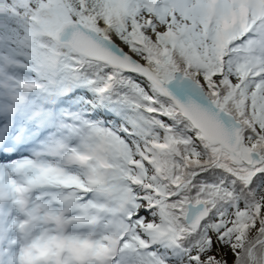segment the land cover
I'll use <instances>...</instances> for the list:
<instances>
[{
  "label": "rangeland",
  "instance_id": "obj_1",
  "mask_svg": "<svg viewBox=\"0 0 264 264\" xmlns=\"http://www.w3.org/2000/svg\"><path fill=\"white\" fill-rule=\"evenodd\" d=\"M32 1H34L36 7L40 6L43 2L48 4L56 3L58 5L64 4L74 16H76V11H78L77 13H83L86 16L91 15L92 12H96L95 9L102 10L106 8L109 3L118 2L121 11L124 14V21H122V23H115L101 14V18L108 20L111 27L106 30V27H104L105 25L100 26L101 28L99 25L95 26L102 29L105 34L113 32L117 43H120L127 51L131 52L138 59L149 64L153 69L158 70L161 76H168L173 69L168 66V60L166 61L167 58H165L164 55L185 52L192 56L197 63L201 64V67H197L196 65L195 67L190 68L188 67L189 63L187 61L180 58L178 59L176 55L173 64L185 74L195 78L214 99H218L217 102L219 104H222L229 110L231 109L238 119L243 123L245 122V126L241 130L240 148L258 147V143L256 144L258 139L252 135L250 130H253L262 138L259 140H264V83H260L261 87L257 88L256 86H258L259 83L253 85L254 80L252 82L244 80L243 82L240 73L236 75L234 74L235 76H233V74H231L232 64L229 62V58L226 67H224V65L222 66L221 59L226 56L224 50L225 47L231 46L232 48L236 43H234L235 41L232 40V38L219 36L215 29L211 28L213 31L210 33V38H212L213 42L217 44V48L212 44L205 45L204 39L197 35V29L194 25L196 24V21L192 20H197L199 18L201 20L200 16L192 17L190 15H179L181 22L176 21L177 18H173L175 11L172 13V9H166V15L161 13L163 11H161L162 8L160 6L163 2H161V4L160 2H156L153 6L147 7L145 6L147 5L145 2L146 0H88L84 4L77 1L75 2L74 0ZM187 2L188 0H186V3L181 6V9L179 8L180 10H176L177 14L192 7L193 4L188 5ZM44 3L41 6H43ZM169 11H171V13ZM148 12L152 15L159 14V17H156L157 19H155L157 22H154L161 26L159 32L151 30L152 22H149V24L146 22L145 25V23L143 24L139 21L142 15H145ZM30 15H32V13L30 14V11L22 6L18 0H12L9 5L6 3H0V25L4 24L6 27H9L10 30L20 32L19 41L21 39V44L15 42L12 43L10 40L5 41V38L0 39V79H4V83L0 86V93L6 95V92L8 91L9 95H6L7 97H12L13 93L20 92L17 87L21 78L24 79L26 77L35 76L34 70L29 68L30 66L27 63V60L22 56L29 53L31 36L29 34L28 25L21 17ZM203 19L204 17H202V20ZM163 20H166V22ZM188 23L191 24L188 25ZM137 38L139 40L143 39V41H140V43H142L140 44L141 48L132 44V40L135 41ZM156 52L160 53V55ZM20 53L21 56H18ZM251 58L255 59L253 55H251ZM243 70L247 71L248 69L241 67L240 71ZM95 72L96 70L94 72L92 71V73ZM43 76L46 75L41 76L38 74V79ZM104 76H106L104 73L100 74L98 76L99 81ZM119 79H122L121 81L123 83H126L131 87L128 90L129 92L121 94L122 98L119 96V99L115 102L110 100L111 105L121 106L118 110H120L119 112L123 115L122 118L125 121H118V123H115L116 127L121 128V132L105 124L99 126L103 128V131L105 132L102 136L100 135V137H98V134H96L98 136L94 135L92 133L93 131L89 130V128H83L81 131L74 128V131L77 133V143L87 142L89 143L87 146L91 145L90 147L92 148L94 146H99L101 142L106 141V145L104 146L105 150L107 149V151L112 154H116L118 151L121 152L123 158L126 157L122 162L125 164V162L128 161V163L124 166L120 160L118 161L117 159H114L111 155H109V158L105 157L107 163L104 167H99L98 165L97 161L99 156L93 158L95 159L93 162H88L89 160H87V164H89L90 167L97 166L98 168H96H100L99 171L101 173L103 171H105V173H102L104 175V180H102L101 185L97 190L94 192L91 190L89 194H83L84 201L86 204L93 205L97 210L107 209H105V211L108 213V216H102L103 218L99 217V222L105 225L103 231H107L105 229H107L108 224H123L125 228L129 227L130 230L125 234V236H127L125 239L128 238L131 243L133 241V244L129 245L128 253H124L128 264H227L235 254L240 252L246 238L248 243V240L252 238L254 234L259 232L260 229H263L264 234V169L261 170V176L255 175V179L253 178L254 183H251L250 187L248 186L247 199L233 196L231 199L221 201V205L218 207L211 209V211L209 210L206 217L200 221L195 228L186 227L184 225V227L191 229V231L183 240L185 246L177 248L173 245L171 238L174 235V231H177V229L184 231L182 226V215L185 209V202L187 200L194 202L196 198L195 196H186L188 191L181 190L180 193H176L173 197L163 201L162 196L165 186L161 179L170 177L169 170L167 169V166H162L165 176L160 179L156 174V170L160 168L158 161L161 157L152 155V152L155 151V148L153 147L158 146L164 138L167 132L166 128L174 126L164 113H160L162 109L166 112L168 109L166 106L160 104L158 99L160 101H162V99L158 98L155 92L156 90L152 85L141 77L131 74L125 75ZM43 85L46 84L43 83ZM80 85L84 84L81 83ZM81 88L87 90V92L92 95V92L88 91L89 88ZM255 88L258 90V93L255 92ZM41 89L42 88H40V90ZM134 92L135 94H133ZM257 94H259L258 97L256 96ZM147 96L153 97L159 103L155 109L150 108L147 105L150 104V102L147 101L148 99H146ZM36 97L37 96H34V98ZM131 100H135V104L131 103ZM29 108H31L30 104L27 103L23 109V113ZM85 119L83 118L82 120ZM2 121H7V115L2 117ZM29 123L32 125L30 130H34V126L39 125L35 119H32ZM92 126L96 128L98 127L94 123H92L91 127ZM106 126H108V128H106ZM137 127L141 130L139 131ZM189 132L190 134L192 133L191 131ZM187 134L191 136L188 132ZM109 135H111V137ZM129 135H133L134 137ZM94 137L96 138L94 139ZM55 139L57 138L54 137L53 140ZM52 142L59 143V141H51V143ZM129 142L131 144H129ZM128 145H130V148H128ZM132 145L135 146L134 150L131 149ZM65 146L64 152H67L69 149H81L79 147H72L69 144H66ZM130 151L132 154H130ZM133 151H135V154L137 155L133 154ZM57 153L62 154V152H59L58 150ZM181 153L193 158L199 157L200 155L198 154L197 146L192 143L189 147L182 150ZM196 154L198 155L196 156ZM54 157L42 156L41 158H43L44 161H49L54 159ZM15 158L16 157L5 159V161L8 162ZM164 161L166 162L165 159ZM118 162L119 164L116 165ZM134 164H139L140 168H133L132 165ZM58 166L59 165H57L56 171L58 173L64 171L69 172L70 174L68 176L73 181L85 174L84 170L86 165L84 167L71 166L67 167L68 169L60 166L58 168ZM123 168L125 177L118 173L121 169L123 170ZM125 168H132L133 172L126 173ZM69 177L68 179L70 180ZM95 177L99 178L98 175H95ZM246 178L248 180L251 177L247 175ZM24 179L32 180L33 176L27 174ZM87 184V182H84L78 186L71 185L69 187H72V189L74 188L73 190L75 194H73L77 195L79 188L81 190L87 189L85 188L89 186H87ZM130 184L138 186L140 189L133 194L136 203L133 204L132 207L135 208L132 209H137L140 205L149 206L147 207L149 210L144 211L141 216L139 215V218L138 216L134 217L136 219L135 221L130 217L132 213L130 210L123 209L120 213H117V210L122 208L124 202L127 201ZM223 186L227 188L225 185ZM35 192L44 194L45 192L51 191L47 188L44 189L42 187H37ZM147 193H149L151 199L153 197H155V199L148 200L146 197V195H148ZM190 194H195L197 196L200 195L193 192H190ZM203 202L206 203L205 201ZM163 206L167 217L161 212ZM159 218H161L162 221L158 220ZM53 219L54 217L52 220ZM97 220L98 218L96 220H89V222L93 223L94 221L95 224ZM168 220L174 225L170 224ZM94 224H90L88 230L85 232L94 231ZM171 225L174 227L173 230ZM103 231L101 230L99 236L107 237L109 236L107 233L112 232L110 230L107 232ZM162 231H164L165 234H163ZM111 237L112 239L116 238L115 235H112ZM102 239L106 240V238ZM1 250H3L2 246L0 247V251ZM260 251L262 260V262L261 260L260 262L261 264H264V245Z\"/></svg>",
  "mask_w": 264,
  "mask_h": 264
},
{
  "label": "bare ground",
  "instance_id": "obj_2",
  "mask_svg": "<svg viewBox=\"0 0 264 264\" xmlns=\"http://www.w3.org/2000/svg\"><path fill=\"white\" fill-rule=\"evenodd\" d=\"M11 1L12 0H0V3H6L9 5L11 3ZM18 1L25 8L35 9L34 10L35 21L48 33L51 32V28L53 25L58 24L60 21H62L65 18L72 17L69 9L64 4L58 5L56 3H54V4L44 3V5L41 6L40 8H38L39 9L38 10V9H36L37 7L35 6L34 1H32V0H18ZM74 1L75 2L77 1V2H80L81 4L82 3L84 4L88 0H74ZM184 1L185 0H169V1H167V0H155V2H160V4H161V2L164 3V4L162 3L160 6L162 8L161 11H163V12H161V13H163V15H166V13H167L166 9H170V10L172 9V13H173V11H175V14H173L174 15L173 18L176 17L177 18L176 21H180V22H181V20L179 18V15H186V16L190 15L192 17H195V16L198 17V16L202 15V12L207 11L202 0H192V1L188 0L189 1L188 5L190 3H192V4H194L195 8L194 9L188 8L185 10L182 9L183 11L180 14H177L176 10L179 8L181 9V6L183 5ZM227 3L229 4L228 7H226L222 4H219L218 6L211 7L209 9V12H208L210 15L211 23H214V25L212 27L219 31L220 36H223V37L232 36L235 38L238 37V38H236V41H235L236 44H234L235 45L234 47H232V48H231V46L225 47L224 50H225L226 56H225V58L221 59L222 66L224 65V67H226V64L228 63V58H229L230 59L229 62H231V64H232L231 74H233V76L240 73L242 78H243V80H242L243 82H244V80L245 81L248 80L250 82H252L254 80L253 85H257L259 83L258 86H256V87L260 88L261 87L260 83L261 84L264 83V12H262L263 11L262 9H264V0H258L257 4L255 3V0H227ZM145 6L148 7L149 5H145ZM238 7L240 8L241 13L236 18V21L239 22V25H240L242 31L240 29H236L235 28L236 25L234 24L233 25L234 32L231 33L230 32V23L227 22L226 18L224 20V17L226 16L228 18L227 15L230 12V10H232V9L238 10ZM254 8H255V10H259V12L254 13V14L252 12H249V10H252ZM131 11H133V10H131ZM169 12L171 13V11H169ZM157 14L152 15L149 12L145 15L141 14L142 17L140 16L141 19L139 21H141L143 24L145 23V25H146V22H148V24H149V22L150 23L152 22L151 30L155 31V32H159L161 30V26L158 25L157 23H154L155 21L157 22V20H155V19H157L156 17H159V14L158 15ZM165 17H167V16H165ZM199 19H197V20L192 19L193 21H196V24H194V25H195V28L197 29V35L204 39V44H206V45L212 44V45H215L217 48V44L213 42L212 38H210L209 30L211 28L208 30V33H206V27L201 21H199ZM158 21H160V20H158ZM163 21L166 22V20H163ZM190 24L191 23H188V25H190ZM6 28L9 29V27H6ZM100 28L98 26H96L95 29L97 32H99L101 34H105L103 32V30ZM105 35L109 36L114 41H116V38L114 37L113 32L105 34ZM251 55H253L255 57V59L251 58ZM241 67L246 68L248 70L247 71H245V70L240 71ZM0 78H1V76H0ZM250 79H252V80H250ZM3 83H4V79H0V86ZM257 91L258 90H256V88H255V92H257ZM20 92H21V89H20ZM6 95H9V94L6 93ZM6 95L4 93H0V100L5 101L6 103H9V102L11 103L12 101H6V99H8V97ZM46 95L47 94H36L35 96H37V97L34 99L38 100V103H37L38 108L48 109L50 111L51 109L56 108V105L51 107L48 100H46L47 99ZM52 96H54V95H52ZM256 96L258 97L259 94H257ZM90 100H91V95L88 92H85L83 94L79 93V96L75 100L72 101V104H69V105L73 108H78L80 111H82L84 113L85 116H87L89 111L83 110L79 105H87V104H89ZM62 101H64V100L62 99ZM10 103L8 104V106L11 105ZM16 103H20V102L15 101L14 104H16ZM14 104H12L10 107H12ZM100 106L103 109L102 115L97 114L98 112L94 111V113L92 115L91 114L88 115V119H90V120L95 119V121L98 122V124H102L101 121H103V119H107L108 120L107 124H109V126H111V127H114L115 129H116L115 123H118V121H125L122 118V116L120 115L119 111H118L119 112L118 113L116 110L109 108L108 105L102 104ZM57 107L59 108L60 104L57 105ZM55 114H56L55 117H58V118H62L64 115H66L64 109L60 110L58 115H57V110H56ZM21 115H24L25 117H29L32 115V112L27 110L24 113L22 112ZM7 117H9V115H7ZM38 117L40 119L39 120V127H43V125L46 123V119L49 118V115L47 116V114H46V116L42 115V116H38ZM0 120L2 121V115H0ZM3 120H4V118H3ZM35 120H36V118H35ZM75 122H77L75 124L76 125L78 124L77 129L80 131L83 130V128H87V127L89 128L90 124L92 123V122L90 123L89 120L85 121V123H82L81 120H75ZM56 126H58V125H56L54 123V125L47 128L43 134L36 136V138L32 142H31V140H32L31 135L28 137L25 136L26 132L24 131L23 127L21 126L19 116H18V120H17L16 124L6 125L5 130H3L4 126L2 128H0V135H5L6 137H7L8 133H9V135H12L13 138H15L18 141L21 149L24 146L23 153H25V152H27L28 154L30 153L29 158H31V159H29L28 157L21 156V157L14 159L12 164H10L8 162H4V161H2V159H0V206L2 207V210L0 212V229L3 227L4 228L11 227V226H13L14 223H18V227L20 229V232H23L24 227H25V225L23 224V217L20 220L16 219L17 218L16 215L19 212L17 210L16 206L5 205L3 203L5 201V199L1 198V193L6 194V191L10 190V188H11V189H14V191L16 193L21 194L22 196L30 195V197L33 198V202H35V203L36 202H42L43 196L38 198L34 195L35 194V192H34L35 183L41 184V181H43L42 185L44 187H54V189H55L53 191V194L56 197H58L59 199L55 198L54 200H51V210L56 212L57 214H58V212H60L62 210L63 211H74V213L69 214L67 216H71V218L76 220L77 222L82 221V220L93 219L94 216H106L108 214L105 211L106 208L101 209V210H97L92 205H87V204H86L87 206L83 205V200L81 199V197H82L81 194L78 197V199L73 198L71 196L72 189L65 188V185H67V183L70 182L71 179L69 180L68 177H67V179L59 178L56 174H53V168L55 167V162H57L58 164H61L63 166H68L67 161H65L63 159V157H59L58 159H55V160L50 161V162L49 161L45 162L41 158L37 157L36 152H38V150H40V149L37 148V149H34V151L29 152L30 151L29 148L35 147V145L37 143V139L39 137H42V138L46 137L47 134ZM106 128H108V126H106ZM138 128L139 127H137V129ZM102 130H103L102 128L98 127L97 131L94 133L92 132V133L94 135L97 133L99 136L98 135H96V136L100 137V135L103 134ZM138 130L140 131L141 129H138ZM122 134H124V133H122ZM124 135H126V134H124ZM134 135H136V134H134ZM109 136L111 137V135H109ZM129 136L132 137L133 135H129ZM89 138H90V136H89ZM95 138L96 137H94V139ZM120 140H116V141H120ZM17 141H15V142H17ZM90 142H91V140H90ZM72 144L75 145V144H77V142L75 140H73ZM87 144H89V143H87ZM117 144H118V142H117ZM129 144H131V143L129 142ZM122 146H123V144H122ZM129 146L130 145H128V148H130ZM60 147H62V145ZM108 147H110V146H108ZM125 147H126V145H125ZM117 148H119V147H117ZM131 149L134 150L135 146L132 145ZM50 152L52 153L53 151H50ZM104 152L106 153L107 156L111 155L112 157H114V159H117L118 161L120 160L121 162L123 159L126 158V157L123 158V156H122L123 154L121 155V152H119V151L117 153L115 152L116 154L113 153L114 155L111 152H108L107 149H106V151L104 150ZM112 152H113V150H112ZM135 153L136 152L133 151V154H135ZM130 154H132L131 151H130ZM69 155H67V157H65L66 160L69 157ZM135 155H137V154H135ZM113 163H114V161H113ZM126 163H128V161L125 162V164L122 162V164L124 166L126 165ZM118 164H119V162L116 165H118ZM90 165H91V163H90ZM132 166H133V168H135V167L140 168L139 164H134ZM109 167H111V166H109ZM58 168H59V166H58ZM69 170H71V169H69ZM91 170L95 171L94 168L90 167V171ZM125 171H126V173L127 172H133V169L132 168H125ZM102 173H105V171H103ZM118 173L125 177L124 168H123V170L121 169V171H119ZM26 174H32L34 176L33 181L22 180L23 177L26 176ZM102 180H104V179H102ZM14 182H16V183L24 182V183L20 187H17ZM95 185L98 188V186H99L98 183H96ZM123 185H125V184H123ZM85 188H87V187H85ZM138 190H140L138 186L130 184L129 189H128L127 201L124 202V206L122 208L118 209V211L123 209V208L125 210L132 211L131 216H132V219L134 221L136 220L134 217L138 216V218H139V215L141 216V214L145 210H149V208L142 209L141 207H139L137 209H132V208H135L132 206H133V204L136 203V200H135L133 194ZM82 191H83V189H82ZM147 194L148 195H146V197L148 199H150V200L155 199V197H153L151 199L149 197V193H147ZM45 195L46 194H44V196ZM62 200H68V202H70V203L72 202V204H69L67 207H66V205L61 207V204H63ZM56 203H58V205ZM73 203L77 204V205H73ZM41 204H43V202ZM49 222L50 221H49L48 215L45 217V219H41V221H39V223H41V225H45ZM82 223H83V221H82ZM64 227L66 228V230L71 229V227L69 226L68 223H66L64 225ZM103 228H104L103 225L99 227V229H101L102 231L104 230ZM122 228H123L122 225L112 226L111 224H108L107 229H105V230H107V231L110 230V231H112V232H110L111 234H114L116 236L120 235V236L118 237L119 238L118 240H115L112 242H109V240H107V239L104 240L101 238V240L103 241V245H101V246H99L97 244V236L99 233L98 230H96L90 234L89 239H91L92 241L89 244L82 242L81 240H79L76 237L71 239V245L68 244V240H67L66 249L64 251L66 254V264H75V263L91 264L92 262H95L96 260L91 259L92 254H90V252H91L90 250L92 249V247L94 249L97 247L100 248L99 253H96V254H98V255L104 254L105 256L103 257V261H107L108 263H111L109 254L112 253V248L116 247L117 245H118V251H115V253L112 256H114V258H116L118 260L117 264H128L127 259L124 256V253H126V252L128 253L129 245L133 244V241L131 243L128 238L125 239L127 237V236H125V232H122V234L120 233L122 231ZM48 232H49L48 236H43L41 234V230H38L34 239L36 241H41V242L45 241V243H49L50 241H54L57 239L55 237V235L58 232V230L54 226H49ZM80 232L83 233V229H81ZM162 233L165 234L164 231H162ZM86 235H88V234L86 233ZM68 238H70L69 235H68ZM4 239H5L4 235L0 234V241L3 240V242H4ZM59 241H61V238ZM95 242L97 245L95 244ZM36 243L37 242H35L33 244H36ZM26 245H27V241H25L23 239V237L21 238V236L17 235L16 238H14V240L9 241V247H8L7 253L8 254L14 253L15 257L18 256L17 254L24 255L23 249ZM110 247H111V249H110ZM74 249H77L74 253H77V251L80 250V257L77 259H73L70 256V252H72ZM1 251H3V250H1ZM1 257H2V253H0V258ZM9 257H11V255H8L7 259ZM45 259H48L47 254L43 258L42 261H44ZM39 260L40 259L38 257L35 258L36 262H39ZM88 260H91V261H89L87 263ZM0 264H3V262L1 260H0ZM52 264H55V263H52Z\"/></svg>",
  "mask_w": 264,
  "mask_h": 264
},
{
  "label": "trees",
  "instance_id": "obj_3",
  "mask_svg": "<svg viewBox=\"0 0 264 264\" xmlns=\"http://www.w3.org/2000/svg\"><path fill=\"white\" fill-rule=\"evenodd\" d=\"M101 14L115 23H121L123 21V15L115 3H111L106 9L98 13L99 16H101ZM36 36L41 43L51 42L47 37L39 32H36ZM137 46L141 48L140 45ZM157 54L160 55V53ZM175 55L178 59L180 58L187 61L189 63L188 67L190 68H193L196 65L197 67H201V64L197 63L192 56L186 54L185 52H178L170 55H164L165 58H167V64L169 67H171V69L177 68V66L173 64L175 62ZM80 68V72L82 73H87V71L92 73V71L94 72L97 69V66L95 62L85 61L83 65H80ZM73 73L76 75L78 70H75ZM108 76L109 78L107 79L106 92L110 97L118 95L120 98H122L121 94L129 92L128 90L131 87L126 83H120L122 79L119 78L124 77V73L110 70L108 72ZM133 94H135V92ZM209 95L212 97L211 94ZM159 98L162 99V101L158 99L160 104L166 106L168 109L167 112L163 111L162 109L160 113H164L174 126L166 128L167 132L164 136V142L156 149L157 154L161 157L159 163L162 176H165L162 166H167V169L169 170L170 177L164 179L166 186L169 187V189H166L167 192H170L181 180L189 179L188 182L181 187V190H187L188 192L186 196H195L196 199L205 201L211 208L218 207L221 205V201L231 199L233 196H239L243 199H247V188L248 186H251V183H254L253 178L255 179V175L261 176V170L264 169V163L251 168L232 163L229 160L227 152L215 145H209L203 141L198 136L197 131L193 130L188 122L179 116L176 109L167 99L163 98L162 96ZM146 99H148L147 101L150 102V104H147L150 108L155 109V107H157L159 104L153 97L147 96ZM223 107L229 110L225 106ZM229 111L233 113L231 109ZM241 125L242 130V128L245 126V122L243 123L241 121ZM189 131L196 135L195 139L187 134ZM250 132L258 139V141H256V144L258 143V149H254L264 155V140H259L262 138L257 137L253 130H250ZM191 143L197 146L198 152L200 154L199 157H188V155H183L181 153V151L186 147H189ZM218 150H220V154L217 156ZM241 150L243 149L241 148ZM247 175L251 177L248 180L246 178ZM223 185L229 188L227 189ZM190 192L200 195H191ZM190 231L191 229L188 228L184 230V232H187V236L190 234ZM262 234L263 229H260L259 232L254 234L253 237L248 240V243L246 238V240L243 242L240 252L235 254L227 264H244L247 259V249L249 245L257 238H260ZM259 242L254 246V261L252 264H261L262 262L260 249H262V246L264 245V238L262 242Z\"/></svg>",
  "mask_w": 264,
  "mask_h": 264
},
{
  "label": "water",
  "instance_id": "obj_4",
  "mask_svg": "<svg viewBox=\"0 0 264 264\" xmlns=\"http://www.w3.org/2000/svg\"><path fill=\"white\" fill-rule=\"evenodd\" d=\"M51 37L66 44L72 51L84 57L104 62L111 68L136 73L156 85L167 97L179 114L184 117L200 137L209 144L220 146L229 154L230 161L251 167L264 158L253 150H245L243 157L237 148L240 123L231 113L223 110L209 99L201 86L189 76L173 70L166 79L158 76L147 65L118 45L112 38L102 35L93 28L85 26L73 18H65L51 32ZM207 214L203 203L186 202L184 221L189 226L197 225ZM252 258V246L249 248V264Z\"/></svg>",
  "mask_w": 264,
  "mask_h": 264
}]
</instances>
